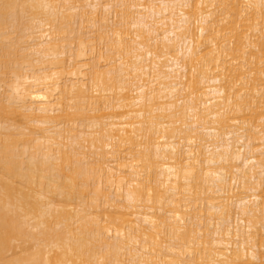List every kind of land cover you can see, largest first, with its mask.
Segmentation results:
<instances>
[{
	"label": "bare ground",
	"instance_id": "bare-ground-1",
	"mask_svg": "<svg viewBox=\"0 0 264 264\" xmlns=\"http://www.w3.org/2000/svg\"><path fill=\"white\" fill-rule=\"evenodd\" d=\"M1 86L0 264H264V0H0Z\"/></svg>",
	"mask_w": 264,
	"mask_h": 264
},
{
	"label": "rangeland",
	"instance_id": "rangeland-1",
	"mask_svg": "<svg viewBox=\"0 0 264 264\" xmlns=\"http://www.w3.org/2000/svg\"><path fill=\"white\" fill-rule=\"evenodd\" d=\"M75 19V18H74ZM75 21H77L76 19H75ZM74 21V22H75ZM73 22V21H72ZM75 26V23L73 24L72 23V26ZM73 26V27H74ZM76 27V26H75ZM86 29H89V27L87 28L86 27ZM22 44H24V43H22ZM2 88H0V100H2V102H5V103H7V101H4V99L3 98H5L6 96H4L5 94L3 93V86H1ZM4 94V95H3ZM4 96V97H3ZM6 99V98H5ZM13 105V104H12ZM14 105H16V103L14 102ZM97 113V112H96ZM8 115V122H14L15 124H17V123H19V124H17V125H19V127L21 128L22 126H20V124H23V119L21 120V118H20V115H18V112H16V113H10V114H7ZM101 120V119H100ZM7 122V123H8ZM20 122H22V123H20ZM2 123V122H1ZM4 123V122H3ZM13 123V124H14ZM6 124V122L4 123V125ZM1 125V124H0ZM7 125V124H6ZM41 126V125H40ZM79 128H81V127H79L78 126V129ZM23 129V128H22ZM21 129V130H22ZM25 129V128H24ZM4 131V129H2V128H0V133H2ZM27 131V130H26ZM24 132H25V130H24ZM75 201V200H74ZM115 201V200H114ZM115 203H125L124 201H122V200H120V199H117L116 201H115ZM18 249V248H17Z\"/></svg>",
	"mask_w": 264,
	"mask_h": 264
}]
</instances>
